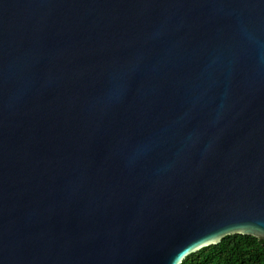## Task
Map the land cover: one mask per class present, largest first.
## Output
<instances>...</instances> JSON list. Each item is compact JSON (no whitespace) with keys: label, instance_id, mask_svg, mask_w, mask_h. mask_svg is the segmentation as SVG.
Masks as SVG:
<instances>
[{"label":"water","instance_id":"95a60500","mask_svg":"<svg viewBox=\"0 0 264 264\" xmlns=\"http://www.w3.org/2000/svg\"><path fill=\"white\" fill-rule=\"evenodd\" d=\"M264 239V0H0V264H180Z\"/></svg>","mask_w":264,"mask_h":264},{"label":"trees","instance_id":"16d2710c","mask_svg":"<svg viewBox=\"0 0 264 264\" xmlns=\"http://www.w3.org/2000/svg\"><path fill=\"white\" fill-rule=\"evenodd\" d=\"M180 264H264V239L229 235L189 254Z\"/></svg>","mask_w":264,"mask_h":264}]
</instances>
